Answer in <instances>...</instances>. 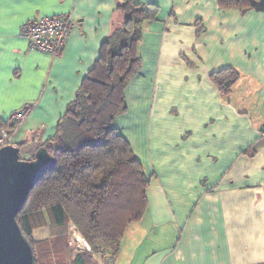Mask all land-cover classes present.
<instances>
[{"label": "crops", "instance_id": "obj_1", "mask_svg": "<svg viewBox=\"0 0 264 264\" xmlns=\"http://www.w3.org/2000/svg\"><path fill=\"white\" fill-rule=\"evenodd\" d=\"M137 1L155 12L143 23L141 68L114 125L149 184L144 215L129 225L114 264H264V11ZM122 2L0 0V121L8 126L30 107L12 129L23 158L57 134L125 18ZM44 16L76 22L58 58L31 50L23 34ZM227 68L239 79L224 93L212 74Z\"/></svg>", "mask_w": 264, "mask_h": 264}, {"label": "trees", "instance_id": "obj_2", "mask_svg": "<svg viewBox=\"0 0 264 264\" xmlns=\"http://www.w3.org/2000/svg\"><path fill=\"white\" fill-rule=\"evenodd\" d=\"M219 4L222 8H252L251 0H219ZM120 10L125 16L122 26L115 28L103 44L99 60L84 79L75 101L69 105L57 134L43 145L57 158V165L32 189L17 216L23 233L33 246L36 260L39 242L34 238V232L45 226V212L50 216L55 243L63 239L64 231L69 236V224L75 223L93 250L106 248L111 256L117 257L123 230L140 220L146 210L149 180L141 162L135 158L130 142L114 123L127 110L125 91L141 68L139 45L143 23L153 17L155 11L151 4L137 0H123ZM212 78L227 93L239 75L227 68L213 73ZM20 123L10 119L8 126H4L5 123L0 121V129L7 128L12 133ZM131 167L138 173L132 183L128 178L133 176ZM120 175L123 176L117 182ZM111 185L112 191L109 190ZM122 190L129 194L125 204L120 202V198H125L120 193ZM111 193L114 196H109ZM109 197L124 208L125 214L131 205L137 207L134 216L128 213L114 227L116 233L111 235L106 233L103 221ZM69 248L67 246L68 251ZM71 259L73 264H96L89 253L76 252Z\"/></svg>", "mask_w": 264, "mask_h": 264}, {"label": "water", "instance_id": "obj_3", "mask_svg": "<svg viewBox=\"0 0 264 264\" xmlns=\"http://www.w3.org/2000/svg\"><path fill=\"white\" fill-rule=\"evenodd\" d=\"M264 11V0H251ZM21 148H0V264H36L34 249L17 221L30 192L57 165V158L41 146L32 160L22 159Z\"/></svg>", "mask_w": 264, "mask_h": 264}, {"label": "built area", "instance_id": "obj_4", "mask_svg": "<svg viewBox=\"0 0 264 264\" xmlns=\"http://www.w3.org/2000/svg\"><path fill=\"white\" fill-rule=\"evenodd\" d=\"M76 22L69 16H44L29 21L24 26V36L29 41L31 50L44 52L52 58L62 55L64 47L69 40ZM30 112V107L11 114V121L23 122ZM260 136L264 137V123L259 130ZM12 133L7 128L0 129V148L11 144ZM70 245L74 244L77 252L89 253L98 264H114L110 252L106 248L93 250L89 242L83 237L75 224L68 228ZM72 243V244H71Z\"/></svg>", "mask_w": 264, "mask_h": 264}, {"label": "rangeland", "instance_id": "obj_5", "mask_svg": "<svg viewBox=\"0 0 264 264\" xmlns=\"http://www.w3.org/2000/svg\"><path fill=\"white\" fill-rule=\"evenodd\" d=\"M122 15H123V11H122ZM123 19L124 18L122 17V19L116 20V24H115L116 28L122 26V23L124 21ZM11 144H13L12 141H11ZM20 155L23 156V151L20 152ZM23 159H26V158H23ZM130 170L133 173V176L131 175L129 176V173H128V176H129L128 178L130 179L129 181H131L132 183V182H135L136 176L138 173H136L135 169L132 167L130 168ZM142 170L145 174L143 166H142ZM122 176L120 175L119 177L116 178L117 182L121 180ZM145 177H146V174H145ZM112 189H113V186L111 185L109 187V190L112 191ZM120 193L124 195L125 197L124 199L120 198V202L123 203L127 199V197H129V194L123 190L120 191ZM109 196H114V195L113 193H111L109 194ZM111 199L113 198L109 197L107 200L110 203L106 205V209H105V213L103 217L104 226L107 231L106 233H108L109 235L116 233L117 230H114V227L119 225L120 222L123 221L124 218L128 215V213L129 215L134 216V213L137 212V211L135 212L134 210V213H133V211L129 212L130 211L129 210L128 213L125 214L124 208L122 206L117 205L115 201H111ZM113 202L114 204H111ZM44 217H45V226L43 228L36 229L34 232V238L39 242V245L37 246V251H38V260H36L37 264H73V260L71 259V256H73L77 252V249L74 247V244L71 243L72 245H70L69 236L66 234V231H64L65 236H63V239L61 241L60 239H58L57 242L55 243V239L53 238V235H52L53 230L51 228L52 223L50 220V216L48 215L47 212H45ZM70 224H75V223H70ZM142 226L143 227L145 226L144 222ZM65 228H67V226ZM129 230H130L129 226H127L123 230L124 235H123L122 240L124 239L125 234L127 235L129 233ZM128 241L133 242L134 239L129 237ZM67 246L71 247V249L69 248L70 251H68ZM112 259L116 260L117 258L112 256Z\"/></svg>", "mask_w": 264, "mask_h": 264}]
</instances>
